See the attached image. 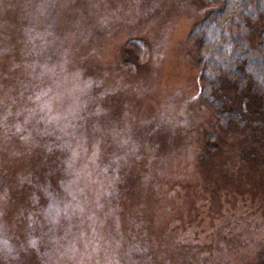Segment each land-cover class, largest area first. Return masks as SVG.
<instances>
[{
    "label": "rangeland",
    "instance_id": "rangeland-1",
    "mask_svg": "<svg viewBox=\"0 0 264 264\" xmlns=\"http://www.w3.org/2000/svg\"><path fill=\"white\" fill-rule=\"evenodd\" d=\"M212 1L0 0V264H264V125L201 100Z\"/></svg>",
    "mask_w": 264,
    "mask_h": 264
},
{
    "label": "trees",
    "instance_id": "trees-1",
    "mask_svg": "<svg viewBox=\"0 0 264 264\" xmlns=\"http://www.w3.org/2000/svg\"><path fill=\"white\" fill-rule=\"evenodd\" d=\"M212 5L216 6L213 11L216 18L220 14L228 17L219 19L223 29L216 34L211 31L212 22H216L214 17L206 18L199 29L203 33V45L208 48L206 55L210 64V77L204 85L206 95L201 100L216 114L218 108H224L229 113L226 121H235L244 131L261 128L264 125V0H227L225 3L213 0ZM237 58L241 60L234 62ZM226 80L236 90L247 91L241 100L232 103L233 107L220 88ZM244 108L248 115L243 118ZM28 176L25 182L35 186V177L32 175L34 179H31L30 173Z\"/></svg>",
    "mask_w": 264,
    "mask_h": 264
}]
</instances>
